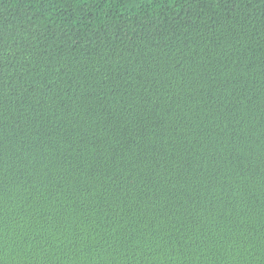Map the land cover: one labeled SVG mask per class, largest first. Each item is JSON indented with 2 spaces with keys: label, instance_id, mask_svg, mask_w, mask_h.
<instances>
[{
  "label": "trees",
  "instance_id": "16d2710c",
  "mask_svg": "<svg viewBox=\"0 0 264 264\" xmlns=\"http://www.w3.org/2000/svg\"><path fill=\"white\" fill-rule=\"evenodd\" d=\"M0 264H264V0H0Z\"/></svg>",
  "mask_w": 264,
  "mask_h": 264
}]
</instances>
